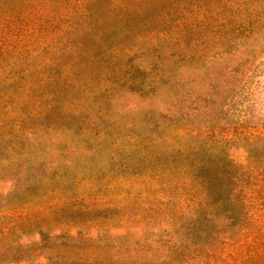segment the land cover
Returning a JSON list of instances; mask_svg holds the SVG:
<instances>
[{
    "label": "rangeland",
    "instance_id": "374dc122",
    "mask_svg": "<svg viewBox=\"0 0 264 264\" xmlns=\"http://www.w3.org/2000/svg\"><path fill=\"white\" fill-rule=\"evenodd\" d=\"M122 7L125 34L107 19ZM214 143L243 202L235 224L193 226L190 172ZM249 152L264 158V0H0V264H78V247L93 264H264Z\"/></svg>",
    "mask_w": 264,
    "mask_h": 264
},
{
    "label": "trees",
    "instance_id": "16d2710c",
    "mask_svg": "<svg viewBox=\"0 0 264 264\" xmlns=\"http://www.w3.org/2000/svg\"><path fill=\"white\" fill-rule=\"evenodd\" d=\"M128 10L129 9L126 7H122V9L118 11H111L107 14V19L110 24L119 29L122 34L127 32L131 23L130 18L133 16L130 15L133 13L129 14ZM136 18L139 19V15H137ZM214 144L216 145L215 150H221V154L208 157L207 162L199 163L190 172L191 180L197 183L204 194L203 206L200 207L202 215L190 224L193 226H195V224L203 225L205 221L210 223L216 217H219L221 220H225L229 224H235L238 219V214L231 211L230 206L237 202L240 204L243 202L241 197L242 192L239 190V180L243 174L242 169L237 168L228 159V156L224 153L223 144ZM248 163H250V166H257V173H259L258 176L264 177V158L258 159L253 156L251 152H249ZM258 164H260V166H258ZM68 239H73V237L68 236ZM95 240L97 239H94V241ZM92 241L93 239L91 238L85 240L86 243H90ZM78 249H80L79 252H82V254L78 255V258L73 259L74 263L93 264L91 262L99 260V256H92L90 260H88V256L83 254L86 253L85 247H78ZM42 251L43 246L34 250L35 253L39 252L38 256L42 253ZM56 257L60 259V262L67 259L60 255ZM44 260L46 261V264H49L52 261V255L50 258H44Z\"/></svg>",
    "mask_w": 264,
    "mask_h": 264
}]
</instances>
